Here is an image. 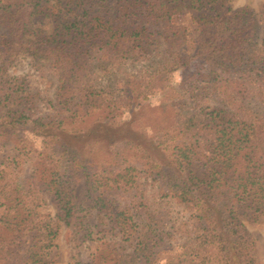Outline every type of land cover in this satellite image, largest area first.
Masks as SVG:
<instances>
[{"label":"trees","instance_id":"trees-1","mask_svg":"<svg viewBox=\"0 0 264 264\" xmlns=\"http://www.w3.org/2000/svg\"><path fill=\"white\" fill-rule=\"evenodd\" d=\"M47 1L0 0L5 31L0 36V105L18 103L16 111L0 116V138L16 143L20 153L26 152V133L47 140L39 152L38 180L56 204L57 215L37 213L32 185L20 180L13 162L1 169L0 264H48L46 255L56 247L61 225L69 226L77 213L78 175L87 176L92 207L104 213L102 224L119 238L100 244L91 264H158L164 221L144 203L149 198L138 187L136 167L121 158L132 150L164 196L194 212L199 221L196 238L183 245L179 260L171 264H259L237 216L264 215V123L253 125L225 109L202 114L200 107L217 91L231 100L229 86L238 74L264 80L254 10L245 6L223 14L227 0H56L67 18L54 14L55 32L47 36L38 31L30 39L31 20ZM24 54L50 59L59 75L53 105L57 116L46 122L37 119L33 129L26 121L41 100L27 92L24 80L14 89L11 83L19 79L1 77ZM152 55L167 63L164 70L144 77L147 86L194 62L204 68L177 91L181 110L175 108L173 125H162L149 141L139 143L125 128L114 139L110 129L116 125L101 126L100 131L77 129L72 116L62 114L72 112L73 106L95 105L97 93L86 81L89 75ZM134 92L126 90L125 104ZM258 95L264 98V88ZM97 142L107 143L115 153L112 165L102 171L91 161ZM198 164L205 168L206 179L196 174ZM37 171L32 174L35 181Z\"/></svg>","mask_w":264,"mask_h":264},{"label":"rangeland","instance_id":"rangeland-1","mask_svg":"<svg viewBox=\"0 0 264 264\" xmlns=\"http://www.w3.org/2000/svg\"><path fill=\"white\" fill-rule=\"evenodd\" d=\"M245 6L251 7L257 14L260 25L259 50L264 53V0H227L222 13L231 15L233 11ZM41 11L40 15L31 20L32 32L28 36L30 39H35V33L38 31H43L47 36L55 32L57 20L54 14H62L66 17L65 13H60L56 6V0H48ZM4 32V28L0 25V36ZM166 63L167 61L162 56L152 55L141 61H127L122 66L112 67L108 71L97 70L86 78L89 86L93 87V91L97 93L96 100L93 102L95 105L82 108L73 106L72 112L62 114L64 116L71 115V120L74 122L73 127L77 129L95 128L100 131L101 126L116 125L110 129V137H114V139L119 136L117 135L118 130L125 128L133 131L134 137L139 139V143L142 139L149 141L162 125H173L175 108L181 110L177 104L179 101L177 91L181 90L184 81L188 82L189 77L204 68L194 62L189 69L182 68L169 73V75H164L165 78L154 86L143 84L146 75L155 71L159 72V69L164 70ZM1 77L9 80L19 79L20 81L15 80L11 83V88L14 87V89L17 88L19 82L24 80L27 92L41 100L40 105L33 110L31 118L26 121L28 129H33L36 125L35 121L39 118H44L46 122L49 121L47 118L57 116V108H54L53 105H56L55 97L59 87V75L50 59L24 54L15 63L13 62ZM233 79L229 86L232 99L228 100L225 96L219 95V91H217L216 94L209 95L208 98L205 97L202 100L200 105L203 110L202 114L214 109H225L253 125L262 124L261 121L264 123V98L258 95V91H263L264 80L256 82L253 77H250V73L248 75L238 74ZM140 86H142L141 89ZM130 88H134L135 92L125 104L126 90ZM249 91L253 92L248 93ZM180 94L182 95V93ZM76 99L75 102L80 103V100ZM17 108L18 103L8 106L0 105V116L6 117L9 112H14ZM25 137L27 146L25 154L19 152L16 143L0 138V170L5 168L8 163L13 162V168H16L20 180L27 186L32 185L31 189L33 188L36 195L34 207L37 213L44 217L56 218V204L38 180L40 172L37 169H41L39 152L46 149L47 140L31 132L26 133ZM97 144L91 154V161L92 164H95L94 167L102 171L103 167L112 165L115 153H112L107 143L97 142ZM133 152L132 150L127 154V151L123 156L121 155V158L129 159L136 167L135 175L138 187L144 190V197L149 198L148 201L144 199V203L152 207L164 221L161 225L163 247L159 253L158 264L176 263L182 253L183 245L196 238V233L200 228L199 221L194 212L187 210L174 199L164 196L157 183H152L147 177L146 168L143 166L144 161L136 156L138 152ZM194 169L197 175L206 179L203 166H195ZM34 171H37L35 173L36 181L32 177ZM78 177L79 180L74 187V204L77 213L69 226L61 225L56 247L47 252L46 261L48 264H91L100 244L119 239L113 236L109 227L104 225V221L101 220L104 213L92 207L89 200L92 193L89 191L90 183L87 176L78 175ZM210 179L211 177H209ZM250 213L245 212L238 215V222L243 225L252 241L258 263L264 264V215ZM106 223H109V220Z\"/></svg>","mask_w":264,"mask_h":264}]
</instances>
